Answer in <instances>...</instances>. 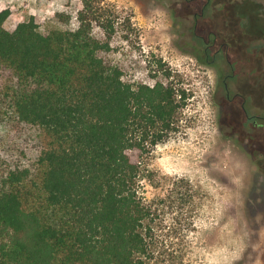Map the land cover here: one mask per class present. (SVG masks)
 Returning <instances> with one entry per match:
<instances>
[{
	"label": "trees",
	"instance_id": "16d2710c",
	"mask_svg": "<svg viewBox=\"0 0 264 264\" xmlns=\"http://www.w3.org/2000/svg\"><path fill=\"white\" fill-rule=\"evenodd\" d=\"M98 10L83 0L75 27L43 31L32 15L6 29L0 9V264L150 256L142 156L175 129L185 92L132 80V51Z\"/></svg>",
	"mask_w": 264,
	"mask_h": 264
},
{
	"label": "rangeland",
	"instance_id": "374dc122",
	"mask_svg": "<svg viewBox=\"0 0 264 264\" xmlns=\"http://www.w3.org/2000/svg\"><path fill=\"white\" fill-rule=\"evenodd\" d=\"M91 1L115 23L114 47L132 51V80L185 92L175 129L142 156L146 264H264V0ZM82 3L0 9L8 30L32 15L44 31L75 27Z\"/></svg>",
	"mask_w": 264,
	"mask_h": 264
},
{
	"label": "flooded vegetation",
	"instance_id": "af4514ba",
	"mask_svg": "<svg viewBox=\"0 0 264 264\" xmlns=\"http://www.w3.org/2000/svg\"><path fill=\"white\" fill-rule=\"evenodd\" d=\"M215 41H216L215 38H213V40H212L211 43L209 42V39L206 40V45H205V48H204L205 52L208 50V48H209L210 46H212V44H213ZM222 45H223V43H221V46H222ZM217 49H218V48H217ZM217 49H216V51H217ZM227 95H228V97H229V92H227ZM229 99H233V97H229ZM247 117L250 118L251 116L248 115ZM252 123L255 124V123H256V120L253 119V120H252Z\"/></svg>",
	"mask_w": 264,
	"mask_h": 264
}]
</instances>
